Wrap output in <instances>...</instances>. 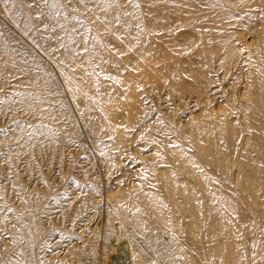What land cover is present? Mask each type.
<instances>
[{"label": "rangeland", "instance_id": "374dc122", "mask_svg": "<svg viewBox=\"0 0 264 264\" xmlns=\"http://www.w3.org/2000/svg\"><path fill=\"white\" fill-rule=\"evenodd\" d=\"M154 168L225 208L175 238L123 204L148 264H264V0H0V264H112L107 191L143 201Z\"/></svg>", "mask_w": 264, "mask_h": 264}, {"label": "bare ground", "instance_id": "6f19581e", "mask_svg": "<svg viewBox=\"0 0 264 264\" xmlns=\"http://www.w3.org/2000/svg\"><path fill=\"white\" fill-rule=\"evenodd\" d=\"M171 29L169 27H167V25H165L162 32H167V30L170 32ZM167 36L172 37L171 34L162 33L160 35L161 43H163L164 38H166ZM158 40H159V38H158ZM231 41H232L231 38H227L225 44L228 45L231 43ZM230 50L232 53H237V51H238V49H235V48L234 49L231 48ZM259 51H260V49H258L256 47V53ZM218 54H220V50L217 52L209 53L208 57H207L208 61L215 58ZM230 56L231 55L229 53H226L225 56L223 57V60L226 59L227 57H230ZM245 61H248V60H245ZM252 85H253V83H248V88L245 89L242 96H243V98L248 99V103H247L246 108H249L251 110L260 111L259 106H257V99H254L251 101L247 97L248 96L247 92L254 93L253 90H251V88H249ZM198 92L201 93L199 95V97H201L203 95V90L202 91L199 90ZM235 101H234V103H235ZM97 102H98V100H97ZM241 104H243V103H241ZM236 107H237V105H236ZM100 109L102 110V112L105 113L104 108L100 107ZM241 111H242V109H241ZM203 113H206V110L203 111ZM212 113H216V110L213 109ZM126 114H127L126 122L128 124V127H129L131 124H133L132 119H133V117L135 118V116L133 113H126ZM105 115H106V120H107V123L109 126L108 128L110 129V132L112 133V135L115 134L117 137V142H118L117 152H118V155L120 157L121 154L123 155L122 145H123V143H125L127 141L126 136H128L129 132H127L125 130L122 133H120L121 130L117 127L118 123L117 122L113 123L111 120V117L109 116V115H111V113H105ZM133 120H135V119H133ZM177 167H179L181 169L180 164ZM172 170H174V169H172ZM154 172H156L158 175L157 180L159 181V184L161 187L158 188V185H156V182L154 181V179L148 178L147 182L144 184L148 190L144 188L145 191L143 192V201L142 200L139 202L133 201V203H132V202L128 201V196H126L125 198L124 197H122V198L116 197V200H115V197L113 196V195H115V193H114L115 191L114 192L107 191V197L112 204V208H110V211L108 212V214L106 216V219H105L106 220V231H105V233H103L102 236H104V239L108 237V239L111 240L112 246L115 250L116 260L113 261L112 264H148L149 263V258L144 255L145 246L142 243V239L146 237V233H144L137 226H135V228H136L135 233H136V235L139 234L138 237H136L134 234H132L130 232V230L127 228V226L125 225V223L123 221V219H124V217H123V214H124L123 213V204L127 205V209L129 210V213L131 212V214H134L133 209L135 207L140 206L142 212L148 213V215H150L151 217L155 216L154 221H157L159 226H161L162 232H166V233L169 232V234H171L175 238L179 237V233H181L183 230L182 226H185V225H187V226L190 225L191 233L195 237H200L202 235L201 232L203 230V227L206 225V222L211 218V215H209L211 205L217 204V209L215 211H219V212L222 211L223 208H225V204H223L221 202L222 200H220V196H222V197H224V196L223 195L213 196L215 194L210 195L206 189V184H204L203 181H201V187H200V190L198 192H196L197 190H193L194 188H192V184L190 182L186 181L182 184L184 190L183 191L181 190L182 192L178 193L177 188H175V189L171 188V186L173 184H177V183L181 182L177 178V176H173L171 179H169V178H167V176L165 174H163V172L161 170H159L157 168H154ZM141 185L143 187L142 183H141ZM152 188L155 190V192L152 190ZM152 193H153V195H152ZM135 198H139V195L134 196V199ZM225 199H226V197H225ZM162 211H164L165 214L162 215L161 214ZM186 211H189V212L191 211V214H193V215L190 217H192V218H188L186 216L182 217V213H184ZM215 215H216V213H215ZM185 219H186V223L185 222L182 223L181 220H185ZM161 221L163 224L161 223ZM251 225L247 230H251L252 232L246 233L242 237V242L240 240V242L242 243L241 246H243V245L246 246L247 237L250 235L256 236L260 230V228L258 227L257 224H253L252 226ZM152 227H153V225H152ZM109 228H111L110 233L108 231ZM112 228L116 229L115 233L112 231ZM149 238H154V235H152V236L149 235ZM185 238H186V236H185ZM191 239L192 238L190 237V240ZM99 262H100V260L95 261V264H99Z\"/></svg>", "mask_w": 264, "mask_h": 264}]
</instances>
